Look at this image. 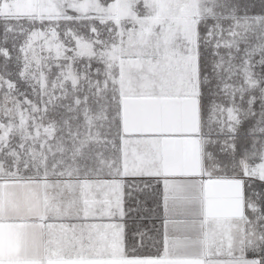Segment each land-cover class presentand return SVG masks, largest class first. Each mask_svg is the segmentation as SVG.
<instances>
[{"label":"snow or ice","instance_id":"obj_1","mask_svg":"<svg viewBox=\"0 0 264 264\" xmlns=\"http://www.w3.org/2000/svg\"><path fill=\"white\" fill-rule=\"evenodd\" d=\"M0 264H264V0H0Z\"/></svg>","mask_w":264,"mask_h":264},{"label":"crops","instance_id":"obj_2","mask_svg":"<svg viewBox=\"0 0 264 264\" xmlns=\"http://www.w3.org/2000/svg\"><path fill=\"white\" fill-rule=\"evenodd\" d=\"M153 205H152V202L149 201L148 204H147V207L151 208ZM138 224L144 226V227H148V228H151V222L148 221V220H143V221H137ZM129 224L130 226H132V221H129Z\"/></svg>","mask_w":264,"mask_h":264}]
</instances>
